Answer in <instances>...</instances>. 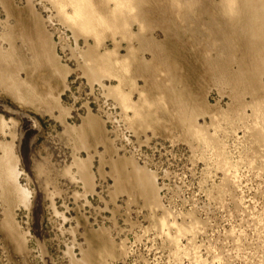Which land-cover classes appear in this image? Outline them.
Instances as JSON below:
<instances>
[{
	"label": "rangeland",
	"instance_id": "374dc122",
	"mask_svg": "<svg viewBox=\"0 0 264 264\" xmlns=\"http://www.w3.org/2000/svg\"><path fill=\"white\" fill-rule=\"evenodd\" d=\"M57 1L0 3V156L30 195L0 184V264H264V69L232 41L238 18L138 0L129 24L87 33Z\"/></svg>",
	"mask_w": 264,
	"mask_h": 264
},
{
	"label": "bare ground",
	"instance_id": "6f19581e",
	"mask_svg": "<svg viewBox=\"0 0 264 264\" xmlns=\"http://www.w3.org/2000/svg\"><path fill=\"white\" fill-rule=\"evenodd\" d=\"M60 2H58L57 1V3H58V5L61 7V6H64L65 4H67V5H71L72 7H73V9H74V12H75V19H81V25L79 26V28H78V30L79 31H81V32H91V31H95L96 29V27H99V26H101V27H105V31H107L106 29L108 28V30H109V28H114L115 26H119V23L120 22H124V23H126V24H129L130 22V20L132 19V16H130V15H132V14H130V13H132V12H130L129 10H131V7L133 8V7H136V8H139V4H140V2L138 1V0H101V1H99L100 3L99 4H93L91 1L92 0H59ZM5 3V0H0V3ZM3 3V4H4ZM56 3V4H57ZM114 4V6L112 7V8H110V9H107V7H105V5L106 6H109L110 4ZM7 4V3H6ZM178 3H176V5H177ZM181 4V3H180ZM191 3H189V5H190ZM222 9L228 14V15H230V17L231 18H238V23L240 22L241 24H239L240 25V27H238V29H234L233 31H232V33H231V39H232V41H235L236 40V42L237 43H240L241 44V47H243V46H248L247 47V49L249 50V52H250V56H252V59L250 60V61H252L253 63L251 64L250 62H249V64H251L252 66H253V68H254V71H256V73H257V69H264V53H263V48L264 47H262L261 45H260V43H257L256 41H255V31L254 30H252V28L256 25V24H264V0H222ZM1 5V4H0ZM179 5V4H178ZM182 5V4H181ZM180 6V5H179ZM3 7V6H2ZM4 7H5V5H4ZM8 7H10V6H8ZM68 7V6H67ZM6 8V7H5ZM11 8V7H10ZM63 8V7H62ZM181 8H182V6H181ZM134 9V8H133ZM183 9V8H182ZM62 10V9H61ZM65 10V9H64ZM104 11H105V17H104ZM130 13H129V12ZM138 11H139V9H138ZM141 11V10H140ZM244 11H248V14L245 12L244 13ZM136 13V12H135ZM139 13V12H138ZM73 14V13H72ZM8 16V15H7ZM103 16V17H102ZM133 16L134 17H137L138 16V14L137 15H134L133 14ZM74 18V17H73ZM72 18V19H73ZM187 18V17H186ZM70 19V18H69ZM75 19H73V20H75ZM71 20V19H70ZM75 22V21H74ZM235 22V21H234ZM79 23V22H78ZM77 23V24H78ZM123 23V24H124ZM125 24V25H126ZM125 25H124V28H125ZM129 26V25H128ZM131 26V25H130ZM214 27V26H213ZM115 28H117V27H115ZM127 28V27H126ZM130 28V27H129ZM8 29V28H7ZM93 29H95V30H93ZM118 29V28H117ZM98 30V29H97ZM100 30H103V29H101V28H99V30L98 31H100ZM260 30V29H259ZM258 30V31H259ZM5 31H7V30H5ZM111 31H112V29H111ZM113 31H114V29H113ZM118 31V30H117ZM254 31V32H253ZM260 32H261V30H260ZM6 33V32H5ZM98 33V32H97ZM97 33H96V35H97ZM215 33V32H214ZM225 33V32H224ZM9 34V33H8ZM3 35V34H2ZM7 35V34H6ZM99 35H100V33H99ZM214 35V34H213ZM227 35V34H226ZM11 36V35H10ZM101 36V35H100ZM126 36V35H125ZM7 37V39H8V36H6ZM42 37V36H41ZM12 38V37H11ZM4 39H6V38H4ZM13 39V38H12ZM11 39V40H12ZM40 39H42V38H40ZM222 39H223V37H222ZM9 40H10V38H9ZM9 40H7V42L9 41ZM220 40V39H219ZM225 40V39H224ZM223 40V41H224ZM100 41V40H99ZM260 41V40H259ZM98 42V41H97ZM222 42V41H221ZM219 43V42H218ZM226 43V42H225ZM228 43H230V42H228ZM264 44V43H263ZM226 45V44H225ZM225 45L223 46L224 48H225ZM230 46H232L231 44H230ZM222 47V48H223ZM241 47H239L240 49H242ZM229 48V47H228ZM232 48V47H231ZM237 48V47H236ZM226 49H227V47H226ZM239 50V49H238ZM237 50V51H238ZM244 50H245V48H244ZM13 51V50H12ZM228 51V50H227ZM232 51V50H231ZM234 51V50H233ZM232 51V52H233ZM231 52V53H232ZM230 53V52H229ZM230 53V54H231ZM248 54V53H247ZM246 53L244 54L245 55V57H247V56H249V55H247ZM92 55V54H91ZM134 55V54H133ZM229 55V54H228ZM241 56V55H240ZM9 57H11V54H10V52H9V54H5L4 52H3V50H1L0 49V61L2 62H4L5 60H8L9 59ZM232 57V56H231ZM239 57V56H238ZM244 57V58H245ZM242 58V57H241ZM243 58V59H244ZM248 59V58H247ZM103 59L101 58V56L100 57H97V56H94L93 58H91V61H92V66H91V71L90 72H92V74L93 75H97L99 72H101V71H105V69H104V66L103 67H100L101 65H102V61ZM236 62V61H235ZM245 63V62H244ZM211 64V63H210ZM242 64V63H241ZM237 65V64H236ZM241 66V65H240ZM107 67V66H106ZM247 67V66H246ZM250 67V66H249ZM243 69V68H242ZM247 70V69H246ZM252 70V69H251ZM216 71V70H215ZM253 71V70H252ZM251 71V72H252ZM253 71V72H254ZM218 72V71H217ZM236 72H237V70H236ZM247 72V71H246ZM248 73V72H247ZM259 73V72H258ZM238 74V73H237ZM240 74V73H239ZM243 74V73H242ZM216 75H217V73H216ZM258 75H260V74H258ZM218 76V75H217ZM220 76H221V74H220ZM234 76V75H233ZM238 75H236V77H237ZM6 74L5 73H2V80H4V79H6ZM222 77V76H221ZM246 77H250L249 78V80L248 81H256V77L257 76H255L254 74H252L251 75V73H250V75H248V76H245V75H242V77L241 78H243V80H246L247 81V79H246ZM222 78H224V77H222ZM240 78V79H241ZM1 79V78H0ZM220 79V78H219ZM234 79V78H233ZM236 79V78H235ZM238 79H239V77H238ZM242 80V79H241ZM262 80V79H261ZM258 82V81H257ZM15 83V82H14ZM14 83H12V86H11V88L12 89H15V90H19L20 89V86H19V84H14ZM243 84V83H242ZM243 85H245V84H243ZM247 85H249V84H247ZM251 85H256V84H251ZM248 87H250V86H248ZM250 89V88H249ZM238 90H239V88H238ZM242 90V89H241ZM245 90V89H244ZM256 90H264V85H262L261 84V86L259 87V89L257 88H252V91H256ZM240 91V90H239ZM251 91V92H252ZM257 91V92H258ZM238 92V91H237ZM250 92V91H249ZM264 92V91H263ZM117 93V92H116ZM245 93V92H244ZM118 94H120V93H118ZM247 94H248V92H247ZM251 94V93H250ZM257 94V93H256ZM252 95V94H251ZM260 95V94H259ZM236 96V95H235ZM239 96H240V94H239ZM243 97H245V96H243ZM242 97V98H243ZM253 97H256V96H253ZM258 97V96H257ZM237 99V98H236ZM245 99V98H244ZM258 100V99H257ZM260 100H262V98L260 99ZM264 100V99H263ZM239 101H240V98H239ZM254 101V100H253ZM261 102H264V101H261ZM250 103V102H249ZM254 103H256V102H254ZM257 103H258V101H257ZM241 104H243V103H241ZM245 105V104H244ZM255 105V104H254ZM258 105V104H257ZM263 106H264V103L262 104ZM261 105V106H262ZM238 106H240L239 104H238ZM250 106V105H249ZM0 107H3L2 105H0ZM252 107V106H251ZM255 107H257V106H255ZM254 107V108H255ZM5 108V107H4ZM258 108V107H257ZM6 109H7V107H6ZM243 109V108H242ZM261 108L259 107V110H255V111H257V113L258 112H261V110H260ZM185 110V109H184ZM184 110H181V111H184ZM245 110V109H244ZM12 111V110H11ZM254 111V110H253ZM254 111V113H253V116H257L258 118H260V116H258L259 114H261V113H259L258 115H257V113ZM140 112V111H139ZM244 112V111H243ZM241 113H242V111H241ZM256 113V114H255ZM245 114V113H244ZM255 114V115H254ZM263 114V113H262ZM137 115H139L140 116V113L139 114H137ZM187 115V114H186ZM185 115V116H186ZM240 115H242V114H240ZM239 115V116H240ZM264 115V114H263ZM191 116V115H190ZM194 116V115H193ZM180 117V116H179ZM241 117V116H240ZM240 117H239V119H240ZM257 117H256V119H257ZM184 118H186V117H184ZM195 118V117H194ZM194 118H192L193 119V121H194ZM245 118V117H244ZM244 118H242L243 120L242 121H246V120H244ZM262 119L264 118V117H261ZM260 118V119H261ZM183 119V118H182ZM190 119H191V117H190ZM192 119H191V121H192ZM188 120V119H187ZM186 120V121H187ZM196 120V119H195ZM259 120V119H258ZM256 121L255 119H254V128H253V131H251V133L253 132V137L256 139V140H258L259 141V143L260 142H264V130L262 129L263 127H264V125H263V127H261V125H259L260 127H257L256 128V126L257 125H255V122H259V121ZM190 121V122H191ZM252 121H253V118H252ZM188 122V121H187ZM263 122V121H262ZM183 123H185L184 121H183ZM189 123V122H188ZM194 123V122H193ZM244 123V122H243ZM264 123V122H263ZM258 124V123H257ZM260 124H261V122H260ZM188 125V124H187ZM191 125V124H190ZM190 125H189V127H190ZM195 126H196V123L194 124ZM194 125L193 126H191V127H194ZM249 125H251V124H249ZM250 127V126H249ZM248 127V128H249ZM198 128V127H197ZM197 128H194V130H192L191 128H188V129H191L193 132H194V134H197L198 132L199 133H201L200 135H204V136H201V137H203V138H205V135H206V131H205V134L203 133L204 131L202 130V128H201V130L203 131V132H200L199 130H197L198 132H195L196 131V129ZM250 129V128H249ZM248 129V130H249ZM251 130V129H250ZM192 131H191V134H192ZM189 132V131H188ZM190 133V132H189ZM208 135H209V133H207ZM193 135V134H192ZM200 135L198 136L197 135V137H200ZM207 135V136H208ZM251 135V134H250ZM193 136H195V135H193ZM210 136H212L213 137V135H210ZM209 136V137H210ZM215 137V136H214ZM252 137V138H253ZM202 138V139H203ZM207 138V141H210V143L216 138H214L212 141H211V139L210 140H208L209 138L208 137H206ZM205 138V139H206ZM211 138V137H210ZM204 139V140H205ZM255 139H254V141H255ZM203 140V142H205ZM217 140V139H216ZM202 141V140H201ZM217 142V141H216ZM209 143V142H208ZM207 142H206V144H208ZM209 143V144H210ZM213 143H215V141H213ZM218 143V142H217ZM258 143V142H257ZM262 143H260V144H262ZM208 144V145H209ZM216 145H218V144H216ZM263 145V148H264V143L262 144ZM218 147V146H217ZM217 147H215L216 149H217ZM260 147V146H259ZM219 148V147H218ZM260 149V148H259ZM214 150V149H213ZM217 150H219V149H217ZM263 150V149H262ZM262 153V152H261ZM224 159H221L220 161H223ZM225 162V161H224ZM16 164H17V158L15 157V156H11V154H10V152H7V153H5L4 154V156H0V184H2V186H3V183H4V185L6 184L7 186V188L9 187V185H11L12 184V186L11 187H13V188H15V189H17L18 188V190H19V192H18V194H20L19 196V200H21L22 202H23V204H26V205H29V202H30V195H29V192L26 190V189H21V188H19L18 187V185L16 186V182L18 181L17 180V178H18V176H19V171L16 169ZM222 164V163H221ZM226 164V163H225ZM225 165H224V163H223V167H224ZM227 166V165H226ZM225 166V168H227ZM80 169H82V171L84 172V170L85 171H87L86 169H85V167L83 166L82 168H81V166L79 167ZM230 170V169H229ZM79 171H81V170H79ZM86 174V173H85ZM84 174V176H82V177H84V178H86L87 180H88V176H86ZM149 178V177H148ZM91 179V178H90ZM145 181V180H144ZM87 182V181H86ZM85 182V183H86ZM151 179L149 178V179H147L146 180V182H145V185L147 186H151ZM141 185H142V183H141ZM227 186V185H226ZM4 188V189H7V188ZM1 188V187H0ZM226 188V187H225ZM9 189V188H8ZM11 190H13V189H11ZM7 191H9V190H7ZM8 193V192H7ZM4 194V193H3ZM6 196V195H5ZM7 198V197H6ZM165 222V221H164ZM181 228H183V227H181ZM191 229V228H190ZM183 230V229H182ZM186 230V229H185ZM184 230V231H185ZM189 230V229H188ZM187 230V231H188ZM180 231V230H179ZM183 231V232H184ZM186 231V232H187ZM182 232V231H181ZM182 232V233H183Z\"/></svg>",
	"mask_w": 264,
	"mask_h": 264
}]
</instances>
